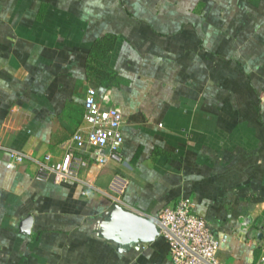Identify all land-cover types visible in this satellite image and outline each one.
Listing matches in <instances>:
<instances>
[{
    "label": "crops",
    "instance_id": "0c3cea01",
    "mask_svg": "<svg viewBox=\"0 0 264 264\" xmlns=\"http://www.w3.org/2000/svg\"><path fill=\"white\" fill-rule=\"evenodd\" d=\"M89 86L121 109L122 161L75 149L56 184L0 150V264H172L162 237L118 251L101 226L184 197L221 262L264 264V0H0L5 146L59 159Z\"/></svg>",
    "mask_w": 264,
    "mask_h": 264
},
{
    "label": "built area",
    "instance_id": "2783aa9c",
    "mask_svg": "<svg viewBox=\"0 0 264 264\" xmlns=\"http://www.w3.org/2000/svg\"><path fill=\"white\" fill-rule=\"evenodd\" d=\"M99 99L96 89L86 88L84 96L83 121L84 129L75 130L66 145L63 155L53 159L51 154L44 153L41 157L30 156L22 151L5 146L0 139V150L8 153L5 167L15 169L26 161L36 165L35 178L38 180L52 179L56 184L77 180L83 161L75 153V149H91L96 160L104 164L108 160L121 162L120 149L123 144L121 125L123 115L120 107L109 105ZM108 152L103 154L102 151ZM112 183V187L116 186ZM98 189L88 184L83 194ZM194 202L190 198H179L168 205L156 217L158 236L168 244V257L172 264H224L217 258L219 243L209 230L204 219L193 212ZM250 214L241 219L242 229L249 228L252 222ZM260 262H264V247L261 248Z\"/></svg>",
    "mask_w": 264,
    "mask_h": 264
},
{
    "label": "water",
    "instance_id": "95a60500",
    "mask_svg": "<svg viewBox=\"0 0 264 264\" xmlns=\"http://www.w3.org/2000/svg\"><path fill=\"white\" fill-rule=\"evenodd\" d=\"M27 217L21 224L22 229L28 231ZM26 224V226H24ZM25 228V229H24ZM101 235L117 245V250L121 251L133 244L148 243L158 237V230L155 222L149 215L137 213L123 207L118 203H113L106 212L102 226Z\"/></svg>",
    "mask_w": 264,
    "mask_h": 264
}]
</instances>
